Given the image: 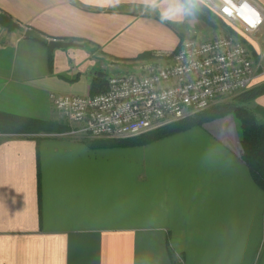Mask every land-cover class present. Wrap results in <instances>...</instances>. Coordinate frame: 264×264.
Returning <instances> with one entry per match:
<instances>
[{"label": "crops", "instance_id": "0c3cea01", "mask_svg": "<svg viewBox=\"0 0 264 264\" xmlns=\"http://www.w3.org/2000/svg\"><path fill=\"white\" fill-rule=\"evenodd\" d=\"M0 13L21 25H0V111L65 128L0 141V264H264L252 149L240 155L197 126L91 144L50 98L92 94L95 76L175 53L187 18L162 23L143 0H0ZM26 28L77 46L50 50Z\"/></svg>", "mask_w": 264, "mask_h": 264}, {"label": "built area", "instance_id": "2783aa9c", "mask_svg": "<svg viewBox=\"0 0 264 264\" xmlns=\"http://www.w3.org/2000/svg\"><path fill=\"white\" fill-rule=\"evenodd\" d=\"M233 32L181 41L167 61L146 63L137 72L107 75L96 94L51 93L55 109L90 139H124L158 129L208 109L219 97L251 87L256 79L251 51L239 34H257L264 9L255 0H201Z\"/></svg>", "mask_w": 264, "mask_h": 264}, {"label": "rangeland", "instance_id": "374dc122", "mask_svg": "<svg viewBox=\"0 0 264 264\" xmlns=\"http://www.w3.org/2000/svg\"><path fill=\"white\" fill-rule=\"evenodd\" d=\"M182 2L186 6L193 8L196 12L195 17L187 18V23H182L181 26L179 24L176 25L179 32H183L185 29L187 31L191 30V35L182 37V40L191 37L208 40L219 35L228 34L231 31L234 33V29L232 30L229 23L220 17L215 9L204 4L201 0H182ZM237 36L244 41L252 53L256 74L254 84L238 93L219 97L208 109L202 111L199 115H193L190 119H199V117L204 115L207 119L201 121L197 127L219 126L224 128L230 123L232 117L242 147L247 148L253 146L257 151L261 149L260 154L263 153L264 155V106L260 103L264 92L260 95H253L251 99L246 100L243 98L246 91L264 87V25L257 34L247 35L237 32ZM168 58L169 55L158 56L154 60L147 62V64L155 62L162 63L167 61ZM131 72L137 71L131 70ZM110 73L111 71L108 74Z\"/></svg>", "mask_w": 264, "mask_h": 264}, {"label": "trees", "instance_id": "16d2710c", "mask_svg": "<svg viewBox=\"0 0 264 264\" xmlns=\"http://www.w3.org/2000/svg\"><path fill=\"white\" fill-rule=\"evenodd\" d=\"M232 32V31H231ZM46 43V42H44ZM148 55V54H146ZM106 74V73H105ZM104 74L103 78L95 76V81L93 82L94 91L92 94L98 93L97 89L99 87L104 86V89H100V92H103L107 88V80L106 75ZM264 92V87L258 89H250L244 93V97L246 100L251 99L254 95H260ZM197 113L195 115L201 114ZM193 116V115H192ZM192 116L184 117L182 119L172 121L164 126L155 129V131H150L146 134H141L139 136L124 138L120 140L116 139H87L91 144H95L96 141L101 145H109V146H118V145H134V144H147L152 141L158 140L170 134L184 131L190 129L194 126L200 125L201 121L206 120V116H202L194 119H190ZM53 124L50 121H44L34 118H29L21 115L11 114L0 111V141L5 138H35L39 137L40 134L46 135L51 133H61L65 130H53ZM95 140V141H94ZM246 148V147H244ZM252 149L255 153V163L254 166L250 161L247 160V156L245 153V160L247 161L249 167L254 169V177L257 181L264 180V155L260 154L261 149H257L253 146L247 147V149Z\"/></svg>", "mask_w": 264, "mask_h": 264}, {"label": "water", "instance_id": "95a60500", "mask_svg": "<svg viewBox=\"0 0 264 264\" xmlns=\"http://www.w3.org/2000/svg\"><path fill=\"white\" fill-rule=\"evenodd\" d=\"M0 25L9 31H13L15 29H21V25L14 21L11 17L6 15L5 13H0ZM24 35L26 37H31L37 39L41 42H46L50 50L68 48L77 46L76 43L70 41H60L56 39H47L42 36L38 31L26 28L24 30ZM100 76L103 75L102 72H99ZM207 130L214 133L225 145L228 147L240 151V155L243 153V147L238 139L237 129L234 123V119L231 117L230 123L226 125L224 128L219 126H204Z\"/></svg>", "mask_w": 264, "mask_h": 264}, {"label": "clouds", "instance_id": "9594fccd", "mask_svg": "<svg viewBox=\"0 0 264 264\" xmlns=\"http://www.w3.org/2000/svg\"><path fill=\"white\" fill-rule=\"evenodd\" d=\"M118 2L119 0H114V4H118ZM161 2L162 0H143L144 10L158 13L162 23H182L186 18L195 17L196 15L193 8L186 6L182 0L163 8V10H161Z\"/></svg>", "mask_w": 264, "mask_h": 264}]
</instances>
